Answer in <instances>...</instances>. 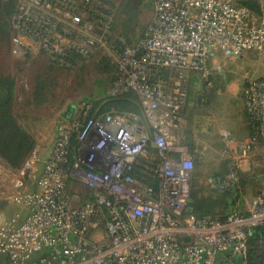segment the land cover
I'll return each instance as SVG.
<instances>
[{
  "label": "built area",
  "instance_id": "1",
  "mask_svg": "<svg viewBox=\"0 0 264 264\" xmlns=\"http://www.w3.org/2000/svg\"><path fill=\"white\" fill-rule=\"evenodd\" d=\"M4 1L14 5V56L42 55L72 71L99 53L113 66L105 96L132 92L139 112L84 100L60 117L40 174L33 150L12 182L8 200L25 215L0 222V264H247L252 230L264 225V76L242 89L253 131L236 142L226 173L208 179L218 191L239 189L244 162L258 154L262 187L244 210L191 213L194 158L181 118L210 58L264 57V16L234 0H150L152 16L129 44L111 35L115 0Z\"/></svg>",
  "mask_w": 264,
  "mask_h": 264
},
{
  "label": "rangeland",
  "instance_id": "2",
  "mask_svg": "<svg viewBox=\"0 0 264 264\" xmlns=\"http://www.w3.org/2000/svg\"><path fill=\"white\" fill-rule=\"evenodd\" d=\"M140 1L142 4L147 1V6H139L140 12H136L138 24L145 25L152 15V6L150 0ZM4 22L6 30L0 28V74L14 77V110L19 122L30 134L39 131L46 134L51 126L56 125L67 105H74L77 109L85 99H90L93 103L104 97L105 93H100L106 91L111 75L97 72L96 65L101 59L99 53H95L81 67L72 71L51 68L46 58L41 55L17 57L11 53L7 19ZM262 61L263 57L252 52H245L236 58H228L218 53L210 58L211 66L214 67L210 68L208 73L211 82H208L207 75L196 85H189V97L184 111L187 127L191 130L190 135L192 136L194 128L197 129V139L193 136L186 137L185 144L189 148L190 142L195 150L191 186L195 185V188L204 194L213 190L208 184V179L218 173L224 159H229L234 153V144L243 123L242 85L246 78L252 75L254 65ZM36 75L50 79L47 91L41 96L45 99L39 103L31 102ZM232 84H237L236 88L232 89ZM208 131L211 137L202 134ZM242 169L243 173H249L251 179L240 195L241 211L245 209L246 201L258 190L255 183H260L262 179L259 155L253 154L244 162ZM8 211L14 215L24 210L11 203L5 209V214ZM255 249L258 256L264 255V240L257 242ZM262 257L256 264H264V256Z\"/></svg>",
  "mask_w": 264,
  "mask_h": 264
},
{
  "label": "trees",
  "instance_id": "3",
  "mask_svg": "<svg viewBox=\"0 0 264 264\" xmlns=\"http://www.w3.org/2000/svg\"><path fill=\"white\" fill-rule=\"evenodd\" d=\"M117 3V8L112 22L111 35L113 38L120 35L124 36L127 43L133 44L142 35L147 24H138V18L136 14V12L139 10V6H147V1L143 2L142 4L140 0H119ZM236 3L249 8L256 14L260 13V6L257 0H236ZM13 9L14 5L12 2L0 0V22H4L5 19L8 21V17L12 13ZM7 27L10 40V30L8 24ZM0 28L6 30V23H0ZM48 63L51 68L53 67L67 71L65 68L51 64L50 62ZM82 65L83 63L76 68H79ZM96 70L99 73H110L112 76L113 66L109 65L101 58L96 65ZM208 82H211V79L210 81L208 80ZM49 84L50 79L48 77L36 75L35 86L32 90L33 95L31 97V102H43L45 98H41V96L47 91ZM14 100V77L9 74H0V160L11 169H18L21 167L25 159L31 154L35 141L33 136L19 122L18 115L14 110ZM85 101L91 100L85 99ZM93 103L94 108L98 109V111L114 109L118 111L139 112L136 97L132 92H128L116 97L104 95V97L97 99ZM246 119L247 134L253 131V123L250 120L247 112ZM186 137L190 138L189 135H186ZM188 144L189 148L191 149V143L189 142ZM227 161L228 159H224L221 170L215 175H224L226 173ZM250 179L251 177L249 173L240 172L239 189H234L232 191H218L213 189L207 194H204L202 191L195 188V185L190 186V199L188 201V206L191 208V213L196 217L210 216L223 219L226 215L232 213L234 210H239L240 195H242L241 193L247 186V183H249ZM143 180L145 179L143 178ZM255 184L258 185V190L255 192L256 195L261 190L262 185L261 182ZM263 240L264 225L255 227L249 237V249L246 257L247 264H256L259 258H263L262 256L264 255L260 254L258 256L255 249V244Z\"/></svg>",
  "mask_w": 264,
  "mask_h": 264
},
{
  "label": "crops",
  "instance_id": "4",
  "mask_svg": "<svg viewBox=\"0 0 264 264\" xmlns=\"http://www.w3.org/2000/svg\"><path fill=\"white\" fill-rule=\"evenodd\" d=\"M257 1H258L259 6H260V13L259 14L264 16V6L261 5L260 0H257ZM234 2L236 3V0H234ZM210 66H211V63H210ZM254 66H255V70L253 71L252 75H250L249 77H263L264 76V61L259 62V63H257ZM212 67L213 66H211L210 68H212ZM202 77H204V76H201L199 74L194 75L192 80H191V82H190V85H192V84L196 85L198 81H201ZM207 77H208V80L210 81V79H211L210 74H208ZM244 84H245V82H244ZM243 85H242V89H243ZM236 86H237V84L236 85L232 84L231 88L232 89L236 88ZM242 89H241V93H242V96H243ZM103 93H105V91ZM242 117H243L241 119L243 121L242 127H241L239 133L237 134V140L235 141V144H236L237 141L242 139V137L246 134V131H247V122H246L247 119H246V112H245V108H244V96H243ZM181 126H182V133H183V136H184V142H185L186 135L191 136L190 135V133H191L190 131L191 130L187 127L186 111H184L183 114H182ZM214 130L218 131L217 129H214ZM195 131L197 132V129L194 128L192 130V136L196 138L197 136H196V132ZM202 134L204 136L211 137L210 131H208V133H202ZM54 135H55V126L54 127L51 126L50 130L46 134H42L40 131L35 133V134H32V136L34 138V141H35L33 150L38 153V155H39V157L41 159V161L38 162L37 166H36L37 167V172H36L37 175H39L40 172H41L42 161L46 158V156H47V154L49 152V149H50V147H51V145L53 143ZM235 144H234V146H235ZM188 151H189L190 155L194 158L195 157V153H194L195 150L193 148H191V149L188 148ZM22 174H23L22 165L18 169H11V168H9L7 165H5L0 160V222L3 221L4 219H7V217L12 215V213L10 211H8L7 214H5L4 211H5V209L8 208V204H11L10 201L8 200V195L13 191L12 182L17 177L23 176ZM26 184H27V187L29 189H31V190L35 189L34 185L29 180L26 181ZM24 215H25V211H21V218Z\"/></svg>",
  "mask_w": 264,
  "mask_h": 264
},
{
  "label": "water",
  "instance_id": "5",
  "mask_svg": "<svg viewBox=\"0 0 264 264\" xmlns=\"http://www.w3.org/2000/svg\"><path fill=\"white\" fill-rule=\"evenodd\" d=\"M74 105H68L66 106V108L64 109V111L61 113V118L69 120L72 116V114L74 113ZM191 210V209H189ZM242 261V257H238L236 259V263L240 264Z\"/></svg>",
  "mask_w": 264,
  "mask_h": 264
}]
</instances>
